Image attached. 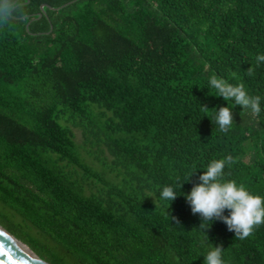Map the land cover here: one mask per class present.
Listing matches in <instances>:
<instances>
[{
	"label": "trees",
	"instance_id": "1",
	"mask_svg": "<svg viewBox=\"0 0 264 264\" xmlns=\"http://www.w3.org/2000/svg\"><path fill=\"white\" fill-rule=\"evenodd\" d=\"M4 2L0 226L48 264H203L201 217L158 189L230 155L226 178L264 195V0ZM213 74L261 113L214 128ZM206 231L224 264H264V223Z\"/></svg>",
	"mask_w": 264,
	"mask_h": 264
},
{
	"label": "clouds",
	"instance_id": "2",
	"mask_svg": "<svg viewBox=\"0 0 264 264\" xmlns=\"http://www.w3.org/2000/svg\"><path fill=\"white\" fill-rule=\"evenodd\" d=\"M8 7L6 2L0 5V14L6 15ZM255 59L257 63L264 62V53L257 54ZM205 87L208 88L210 95L222 96L228 102L227 105L219 107H208L201 103L203 115L209 116L214 128L218 126L221 132H227L231 128L235 106H241L242 110H247L253 117L262 111V97L251 95L242 83H231L224 77L213 74L208 77ZM210 108L215 109L214 116L209 114ZM231 162L232 157L229 155L213 159L205 166L196 168L204 171L199 176V182L188 192L182 191L183 183L190 181L196 169L191 170L186 179L174 181L158 189L159 199L169 202L167 209L178 195H184L192 213L201 217V224L197 229L204 244L201 253L204 257L203 264H224L223 246L212 243L206 231L214 221L220 220L225 223L228 230L234 232L235 237L240 239L248 237L255 226L264 223V195L254 193L244 184L226 178L225 168ZM148 196L154 197L156 201L155 195L149 194L145 197Z\"/></svg>",
	"mask_w": 264,
	"mask_h": 264
},
{
	"label": "water",
	"instance_id": "3",
	"mask_svg": "<svg viewBox=\"0 0 264 264\" xmlns=\"http://www.w3.org/2000/svg\"><path fill=\"white\" fill-rule=\"evenodd\" d=\"M0 264H48L0 226Z\"/></svg>",
	"mask_w": 264,
	"mask_h": 264
},
{
	"label": "rangeland",
	"instance_id": "4",
	"mask_svg": "<svg viewBox=\"0 0 264 264\" xmlns=\"http://www.w3.org/2000/svg\"><path fill=\"white\" fill-rule=\"evenodd\" d=\"M75 132L77 134V142L82 145L83 144V137L81 136V134L77 130H75Z\"/></svg>",
	"mask_w": 264,
	"mask_h": 264
}]
</instances>
